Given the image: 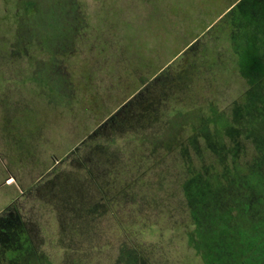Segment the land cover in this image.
I'll return each instance as SVG.
<instances>
[{
	"label": "rangeland",
	"instance_id": "1",
	"mask_svg": "<svg viewBox=\"0 0 264 264\" xmlns=\"http://www.w3.org/2000/svg\"><path fill=\"white\" fill-rule=\"evenodd\" d=\"M263 92L264 0H0V264H264Z\"/></svg>",
	"mask_w": 264,
	"mask_h": 264
},
{
	"label": "trees",
	"instance_id": "2",
	"mask_svg": "<svg viewBox=\"0 0 264 264\" xmlns=\"http://www.w3.org/2000/svg\"><path fill=\"white\" fill-rule=\"evenodd\" d=\"M234 4H232L231 6H233ZM231 6L229 7V8H231ZM228 8V9H229ZM234 10V9H233ZM232 9L231 10H229L227 13H225L224 14V16L226 17V16H230V17H232V19L230 20V22H231V25H229L230 26V29L231 30H228L226 33H227V36H228V38L230 37V40H231V42H233V40H235V39H243V38H245V40L247 39V37H248V35L246 34V32H247V30L246 29H242L240 26H239V19H240V17H236V18H233L234 17V15H231L232 14V11H233ZM223 15V14H222ZM221 15V16H222ZM223 16V17H224ZM222 17V18H223ZM222 18H220V22H222V21H224V20H222ZM19 21V20H18ZM20 22H22V21H20ZM235 22H237V23H235ZM230 32V33H229ZM233 45H234V43H233ZM258 101L260 102V103H264V92L263 93H261L260 95H258ZM260 111H262V113H264V104H263V106H261V108H260ZM230 156H233V155H229V157ZM230 159H231V163L229 164V169H234L233 167H234V165H237L236 164V160H235V158H234V156L233 157H230ZM241 165H244L245 166V168L247 169V168H251V166L249 167V165H248V163H244V164H241ZM253 167V166H252ZM254 169H257V164H256V166H255V168ZM263 175H264V173H263Z\"/></svg>",
	"mask_w": 264,
	"mask_h": 264
}]
</instances>
